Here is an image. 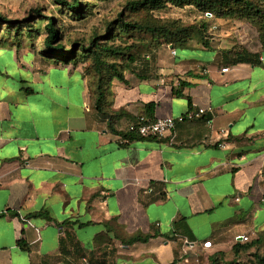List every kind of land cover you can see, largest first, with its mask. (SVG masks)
<instances>
[{"label":"crops","instance_id":"crops-1","mask_svg":"<svg viewBox=\"0 0 264 264\" xmlns=\"http://www.w3.org/2000/svg\"><path fill=\"white\" fill-rule=\"evenodd\" d=\"M175 51L112 83L110 122L82 67L0 43V264H174L264 232V51ZM197 108L162 139L117 134Z\"/></svg>","mask_w":264,"mask_h":264},{"label":"rangeland","instance_id":"rangeland-1","mask_svg":"<svg viewBox=\"0 0 264 264\" xmlns=\"http://www.w3.org/2000/svg\"><path fill=\"white\" fill-rule=\"evenodd\" d=\"M138 1L141 0H81L85 12L79 20L77 14L58 5L56 0H0V15L21 28L16 35L19 47L28 44L42 51L46 50L43 42L48 35L47 25L53 19L63 35L66 50L75 49L77 64L84 72L89 69L94 72L96 64L92 54L79 52L81 47H91L92 52L101 55L104 65L115 63L125 75L142 71L143 66L154 64L157 57H165L167 51L205 53L211 58L217 54L222 65L224 52L232 49L254 52L261 47L257 30L244 20L206 16L189 3L182 8L166 3L159 11L134 9L133 4ZM125 24L138 25L140 29H130ZM153 29L155 34L150 31ZM182 41L185 45L180 48ZM4 42L0 38V43ZM104 72L111 73L109 68ZM250 238L248 245L260 238L261 243L237 255L229 247L215 263L210 259L212 255L200 256L202 264H262L264 232ZM194 259L195 256L189 260Z\"/></svg>","mask_w":264,"mask_h":264},{"label":"trees","instance_id":"trees-1","mask_svg":"<svg viewBox=\"0 0 264 264\" xmlns=\"http://www.w3.org/2000/svg\"><path fill=\"white\" fill-rule=\"evenodd\" d=\"M58 5L67 7V9L73 11L74 14H77L79 20L84 18V5L81 0H74L72 3L66 2L64 0H56ZM166 3H171L172 5L182 8L186 5H194L201 13L208 16L211 15L219 19H231V20H244L253 28H255L259 34L262 50L264 51V0H141L133 4L134 9H151V10H162L165 8ZM5 24L6 28H4ZM126 27L130 29H140L138 25H128ZM21 30L19 26H15L14 23L8 22L5 20L2 15H0V38L1 41H13L18 43L16 39L17 33ZM48 35L44 40L45 51L39 50L40 54L49 62L55 64L63 65H73L78 66V53L75 52V49L66 50L65 45L63 44V35L55 25V21L50 19L47 25ZM152 33H156V30H150ZM5 35H8L7 37ZM17 41V42H16ZM172 45V44H171ZM185 42L182 41L179 43V47L183 48ZM32 46V45H30ZM76 46V45H75ZM33 47V46H32ZM175 48V45H173ZM84 51V53L92 54L94 57V62L96 64V69L85 70L84 75L88 78L89 86L91 90V96L95 104L96 110L101 113L103 116L109 117L110 122L113 118L107 112L108 99L111 95L112 83L114 81L126 82L125 74L119 66L116 64H111L106 66L103 64L101 55L97 51L92 52V48L81 47L79 52ZM223 61L226 65H237L242 63H252L257 64L260 62V55L253 54L246 50L232 49L230 51L223 53ZM105 68H109L111 73L108 74L105 71ZM117 133V132H116ZM122 137L129 139L135 136L131 133H117ZM131 134V135H130ZM150 237L146 238H134L130 243H147L149 242ZM261 238L256 242H252L250 245L236 243L233 247L234 253L237 255L240 251L249 250V248L259 245ZM223 253L216 254L211 256L212 262L222 256ZM181 261L177 260L174 264H177ZM263 264L264 260H260Z\"/></svg>","mask_w":264,"mask_h":264},{"label":"built area","instance_id":"built-area-1","mask_svg":"<svg viewBox=\"0 0 264 264\" xmlns=\"http://www.w3.org/2000/svg\"><path fill=\"white\" fill-rule=\"evenodd\" d=\"M172 55H176V51H172ZM228 68L223 69V73H227ZM208 112H212V109L197 108L190 110L185 115L178 118H167V119H150L148 117H140L136 122H134L130 128L129 133L136 135L140 138H153L162 139L168 135H172L179 124H184L187 122H194L196 120H201ZM122 145H128L130 142L128 139H122ZM221 148H225L226 144L220 145ZM251 242L250 236H239L235 239V243L247 244ZM212 247L211 243L204 244L205 249H210ZM184 264H202V258L197 255L195 259L191 262L188 258L183 260Z\"/></svg>","mask_w":264,"mask_h":264}]
</instances>
